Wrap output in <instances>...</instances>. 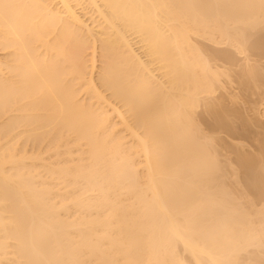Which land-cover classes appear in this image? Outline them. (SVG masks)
Instances as JSON below:
<instances>
[{
  "label": "bare ground",
  "instance_id": "obj_1",
  "mask_svg": "<svg viewBox=\"0 0 264 264\" xmlns=\"http://www.w3.org/2000/svg\"><path fill=\"white\" fill-rule=\"evenodd\" d=\"M261 32L264 0H0V264H264V141L229 139L241 200L197 119L241 128L207 45Z\"/></svg>",
  "mask_w": 264,
  "mask_h": 264
},
{
  "label": "rangeland",
  "instance_id": "obj_2",
  "mask_svg": "<svg viewBox=\"0 0 264 264\" xmlns=\"http://www.w3.org/2000/svg\"><path fill=\"white\" fill-rule=\"evenodd\" d=\"M264 32H261V33H259V35L261 36V38H262V36H263V38L261 39L260 38V36L258 35V33H257V35L255 34L254 35V39H253V42H252V39L249 41V40H247V43L249 42L250 44H248V45H250V46H247V43H245V46H247L245 49H246V51L243 49L242 51L244 52H238L237 53V51L235 52V50H234V52L233 51H230V53L231 52H233V53H231V56L233 55V54H235V55H233V62H231L232 60L231 59H229V60H227V58L225 57V56H228L229 55V53H228V55H224V54H222V53H224V51H222V50H224V49H226V48H224V46L223 47H220V46H222V45H219V46H214L213 44H209L208 42H199L200 43V45H204L203 47V49L205 50V48H207L208 47V52H207V54H210L211 55V57L214 59H212L211 58V62L215 65V67H217L218 66V71H222V73H220V76L222 75V77H219L220 78V81L222 82V84L221 85H224V86H222V87H225L224 89H222L221 87H220V89L218 88L216 91H218V92H214V94H215V98H217V99H220V100H218V101H216L217 99H214L213 97V99L215 100L214 102H215V104H219V102L221 103V102H223V103H221V106L223 105H225V107L226 108H233V109H235V107H237L236 108V110H233L232 109V112H233V116L231 115L232 114V112H231V116L234 118V119H232V117L230 116V118L232 119V123H233V125L234 124H236V122L237 121H239V122H237V124L235 125L236 127H241V128H237V130L235 129V132L233 133V132H231V135H230V132L229 133H227L226 131H225V133H223V131L225 130H222V128H221V132H220V130H219V127H218V130H217V127H216V129H215V126H217V125H215L214 126V129H212L213 127V125H211L210 124V122H212L211 120H210V118H209V116H207L208 114L206 113V114H204L203 112L202 113H200L201 111H202V107H200V109L199 110H201V111H199V114H201V115H198V117H197V119H199L200 120V122L202 123H200L199 122V124L203 127V126H205V127H203V128H210L211 129V131L209 130V129H205V131L206 132H210L211 134L216 130V132L215 133H218V135L221 137V138H224V139H222L223 140V142H222V140H220L219 141V143L218 144H220V142H222L220 145H219V149L221 150H219V152L221 153V152H223V154H224V156H223V154H222V156H221V154L219 155L220 157H219V159L221 160V162H222V160H223V162L225 161L226 162V164H225V162L223 163H221V165H222V167H224L225 168V166L227 167V168H223L224 170H223V173L225 174V176H226V178H229V179H227L225 182H226V184H227V186L228 187H230L231 188V186H233V190L232 189H230L231 191H232V193H234L233 195H236V193L237 194H240V198H241V200H242V197H244L245 196V190L243 189L242 190V188L240 187V186H243V182L241 181L242 180V176L241 175H239V181L241 182L240 184H242V185H240V186H238V184L236 185V186H234L233 185V183L232 182H230V181H233L232 179H233V171H231V170H229V168L230 167H228V165L231 163L232 165H234L235 166V164H236V161H234V159H235V154L234 153H232L231 151H233V150H231V149H234L233 148V146H231V141H233V139L235 138L237 141H240L241 140V142L243 141L244 142V144H246L245 145V147L248 145H250L249 146V148H248V146L246 147V148H244L245 150H242V151H246V153L248 152V151H250V152H252V151H254V152H256V146L255 145H257V139H258V137H259V139L260 140H262V141H264V133H263V135H262V133L260 132V131H264V117H262V116H260L259 118L258 117H256V115H254V112L256 113H262L263 114V111H264V78L262 79L261 77H263L264 76V34H263ZM254 34V33H253ZM251 36V35H250ZM253 36V35H252ZM257 36V37H256ZM255 38H257V40L255 39ZM259 39H261L260 41H259ZM199 40H201V39H198V41ZM258 41V43L256 44V42L255 41ZM252 42V43H251ZM262 43V44H259V43ZM207 43H208V45H207ZM255 43V44H254ZM251 44H252V46H251ZM205 45H207V47H205ZM211 45V47H209ZM214 47H213V46ZM253 45H257L258 46V48H257V46H253ZM260 45V46H259ZM262 45V46H261ZM214 48V51H216V49H217V52H214L213 51V49H209V48ZM251 49H250V48ZM256 49H255V48ZM261 47V48H260ZM220 48V49H219ZM224 48V49H223ZM247 48H249V49H247ZM234 48H232V49H229V48H227V52H229L228 50H233ZM221 52H220V51ZM205 51H207V49L205 50ZM219 51V52H218ZM210 52V53H209ZM226 52V51H225ZM216 53V54H215ZM221 53V54H220ZM217 54H219L220 55V57L222 56V55H224L223 56V58H225L224 60L222 59V57H221V59H219L220 57L217 55ZM210 55H208L209 57L208 58H210ZM215 57V58H214ZM231 60V61H230ZM226 61H229V62H226ZM98 64L100 63V62H97ZM211 63V64H212ZM97 64V65H98ZM212 64V65H213ZM213 65V66H214ZM255 66V67H254ZM255 69H254V68ZM256 67L258 68V69H256ZM244 68V69H243ZM252 70V72L253 71H255L254 73H257L258 71H256V70H261L260 72H258V74H261L260 76H258L259 77V79H258V77L255 75V74H253L257 79H254V81L255 80H258L257 81V83H255L253 80H252V78H249V84H248V82H247V79H248V77H247V79H246V82H244L245 81V79L243 78L244 76V74H247V73H242L243 71L245 72V71H249L250 69ZM243 69V70H242ZM249 69V70H248ZM98 68L97 69H95V74L96 73H98ZM250 70V71H251ZM226 71H228L227 73H226ZM249 71V72H250ZM263 71V72H262ZM226 74H225V73ZM240 73V74H239ZM263 73V74H262ZM231 74V75H230ZM243 74V75H242ZM257 74V75H258ZM226 75H227V77H226ZM239 75V76H238ZM241 75V76H240ZM228 76H230L231 78V81H230V79H229V77ZM246 76V75H245ZM250 76V75H249ZM254 76H253V78H254ZM95 77H97V74L95 75ZM240 78H242L240 81H239V79ZM261 78V79H260ZM250 79H251V81H250ZM242 80H244L243 82L244 83H246L245 85H243V83H242ZM253 81V82H252ZM226 82V83H225ZM252 82V83H251ZM259 83V84H258ZM256 84V85H255ZM243 87H242V86ZM259 85V86H258ZM245 86V87H244ZM254 86V87H253ZM222 89V90H221ZM213 94V95H214ZM231 95V96H230ZM230 98H232V99H230ZM223 101H222V100ZM230 99V100H229ZM231 100H233V101H231ZM217 102V103H216ZM230 102H233V105H232V103H230ZM235 102V103H234ZM237 102V103H236ZM234 104H235V107H233L234 106ZM237 105V106H236ZM222 106V107H223ZM225 109V108H224ZM229 111V110H228ZM230 111H231V109H230ZM230 111H229V113H230ZM234 111H236V113H234ZM259 111V112H258ZM259 113V114H260ZM203 114V115H202ZM234 114H238V115H234ZM243 115V116H242ZM258 115V114H257ZM261 115V114H260ZM201 116H202V118H201ZM203 116H205V117H203ZM207 116V117H206ZM237 117H239L240 118V120L237 118ZM246 118V119H248V126H247V124H245L244 122H242V121H245V119H241V118ZM209 119V122H208V119ZM249 118H251V121L249 120ZM254 118H256L255 120H254ZM198 120V121H199ZM233 120H234V122H233ZM235 120H237V121H235ZM205 121V122H204ZM255 121H256V123H255ZM204 122V123H203ZM208 125H206V124ZM243 123V124H242ZM247 123V122H246ZM209 124H210V126H209ZM257 124V125H256ZM261 124H263V125H261V129H260V125ZM240 125V126H239ZM244 125L246 126L245 128H244ZM251 125V126H250ZM254 125V126H253ZM256 125V126H255ZM243 126V127H242ZM258 126V127H257ZM248 127V128H247ZM242 128H244V129H242ZM263 128V129H262ZM241 131H240V130ZM245 130V131H244ZM260 130V131H259ZM258 131V132H257ZM208 132V133H209ZM219 132L221 133V134H219ZM215 133H213V134H215ZM237 133H239V134H237ZM259 133V134H258ZM227 134V135H226ZM234 134V135H233ZM216 135V134H215ZM230 135V136H229ZM258 135V137H256ZM262 135V136H261ZM226 137V138H225ZM229 139H231V141L229 140ZM258 139V140H259ZM227 140V141H226ZM235 140V141H236ZM256 140V141H255ZM230 141V142H229ZM227 142H229V145H228V143ZM255 143V144H254ZM223 144V145H222ZM225 144V145H224ZM253 148H252V147ZM232 147V148H231ZM250 147H251V149H252V151H251V149H250ZM224 148V149H223ZM231 148V149H230ZM249 150H248V149ZM258 148V147H257ZM247 149V150H246ZM230 150V151H229ZM229 151V152H228ZM236 151V150H235ZM235 151H233V152H235ZM226 154V155H225ZM230 154V155H229ZM234 154V155H233ZM227 156H228V158H230L229 159V163L227 162L228 161V159H227ZM233 158H232V157ZM225 160H224V159ZM233 160H232V159ZM227 159V160H226ZM236 160V159H235ZM234 161V162H233ZM233 162V163H232ZM225 165V166H224ZM237 165V164H236ZM235 167H237V166H235ZM228 169V170H227ZM228 172H227V171ZM231 172V173H230ZM230 173V174H229ZM228 174L230 175L229 177H228ZM232 174V175H231ZM232 176V177H231ZM241 177V178H240ZM235 178V177H234ZM241 179V180H240ZM231 183V186L229 185ZM239 183V182H238ZM237 186H238V188L240 187V189L243 191V192H245L244 194H243V192H241L240 193V189L238 190L237 189ZM238 190H236V189ZM235 189V190H234ZM236 192V193H235ZM243 195V196H242ZM242 196V197H241ZM236 197V196H235ZM255 200H256V198H255ZM260 200L261 199H259V200H256V202L258 203V204H261V202H262V200H261V202H260ZM243 201H244V199H243ZM253 249V248H252ZM249 250L250 249H248L247 250V253L249 252ZM250 251H252V250H250ZM253 251H255L257 254H259L256 250H253ZM252 251V253L251 254H247V253H245L244 252V254H243V256H241V259H240V263H242V262H244L243 264H246V262L244 261L246 258H247V255H252L254 252ZM255 254V253H254ZM257 254L256 255H253L254 256V259H257L258 258V256H257ZM183 257H185V255H182ZM253 256H251L250 258H252V259H250L251 260V262H252V260H253ZM255 256H256V258H255ZM186 258V257H185ZM247 259H249V257L247 258ZM247 259H246V261H247ZM242 261V262H241ZM249 261V260H248ZM247 261V263H249ZM254 261V264H256V261L255 260H253ZM189 262V261H188ZM251 264V263H250ZM253 264V263H252Z\"/></svg>",
  "mask_w": 264,
  "mask_h": 264
}]
</instances>
